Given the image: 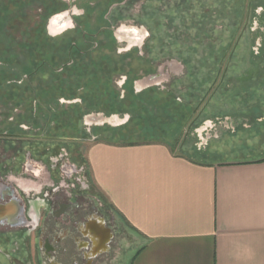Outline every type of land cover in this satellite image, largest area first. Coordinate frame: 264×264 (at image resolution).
<instances>
[{
    "label": "rangeland",
    "instance_id": "1",
    "mask_svg": "<svg viewBox=\"0 0 264 264\" xmlns=\"http://www.w3.org/2000/svg\"><path fill=\"white\" fill-rule=\"evenodd\" d=\"M13 1L0 0V10L6 6L11 11L9 19L1 14L0 22L5 19L6 25L4 35L0 36V52L3 49L16 52L18 62L22 61L26 68L22 72L23 67L15 64L13 69L22 74L19 79L16 77L8 81L0 90V98L5 100L0 101V119L17 117L23 123L18 126L21 131L54 136L35 144L32 150L35 157L31 160L33 166L63 164L69 159L88 171V145L99 139H118L119 134H129L130 129L142 136L154 135L176 143L178 153L189 154L192 143L203 142L199 139L200 135L213 133L207 119L212 116V107L208 110L207 101L200 100L221 65L228 66L230 86L227 89L222 87L210 101L211 105L221 104L222 101H264V0H253L250 11L248 0H92L94 4L87 6L84 16L80 8L81 0H64L70 5L76 4L70 10L60 12L69 14L72 25L52 33L49 27L51 19L59 13L49 17L46 30L55 44L50 46L46 42L49 51L45 56L38 54L35 64L49 58L56 50L65 55L66 60L55 70L45 67L32 76L27 74V66L32 61L29 62L26 49L17 47L34 21L40 20V15L45 12L46 0H21V9ZM113 7L111 23H105L106 12ZM19 13L22 19L16 21L15 27L14 19ZM248 16L250 21L245 22ZM76 20H80L82 29L91 33L104 25H112L116 30L122 23L143 24L154 37L139 54L126 52V43L114 37L110 30L88 36L91 43L83 46L82 33L75 28ZM243 30L244 34L238 42ZM92 41L98 43L95 48H92ZM75 42L83 49L91 48L94 53L82 54L81 57L75 54L74 59H68L67 52L62 53L63 49ZM56 44L62 48L56 47ZM170 57H176L185 64V74L167 86L173 87L172 94L157 88L133 89L131 78H144V69H152ZM126 75L130 80L123 84ZM59 89H63V94L76 90V95L70 99L57 96L61 92L58 93ZM33 94L38 100L34 96L31 98ZM215 110L220 109L216 107ZM98 113L108 117L117 115L123 122L116 125L87 124L86 117ZM214 125L216 129H222L219 120L215 119ZM30 147V142L23 143L24 163ZM234 156L238 155H229L228 158ZM27 173L22 171L15 181L19 183V179L27 178L33 183H40L39 179L45 177L40 176L37 181L33 174ZM51 173L53 178L61 177L58 170L51 169ZM116 221L128 235L121 239V247L126 250L124 253L117 251V264H130L139 240L118 216ZM3 262L1 264H7L5 260Z\"/></svg>",
    "mask_w": 264,
    "mask_h": 264
},
{
    "label": "crops",
    "instance_id": "2",
    "mask_svg": "<svg viewBox=\"0 0 264 264\" xmlns=\"http://www.w3.org/2000/svg\"><path fill=\"white\" fill-rule=\"evenodd\" d=\"M210 107L222 129L190 145L197 157L160 141L88 145L92 185L139 240L130 264H264V101Z\"/></svg>",
    "mask_w": 264,
    "mask_h": 264
},
{
    "label": "flooded vegetation",
    "instance_id": "3",
    "mask_svg": "<svg viewBox=\"0 0 264 264\" xmlns=\"http://www.w3.org/2000/svg\"><path fill=\"white\" fill-rule=\"evenodd\" d=\"M81 3L84 16L88 4L94 3L92 0H81ZM70 4L64 11L76 5ZM252 4L253 0H248L249 11ZM113 9L114 7L107 10L105 23H111L110 14ZM249 16L245 22L250 21ZM71 25L69 14L59 12L51 19L49 27L52 33H56ZM75 28L82 29L80 20L75 21ZM112 29V25H104L94 33L82 29L85 32H81L82 40L91 43V39L86 37L87 32L89 36H96L100 31L110 30L114 37L126 43V52L135 51L139 54L154 37L143 24L137 26L122 23L116 30ZM244 31L239 35L238 42ZM92 43V48L98 45L97 41ZM231 58L232 55L229 56ZM144 70V78H131L133 89L138 91L157 88L172 94L173 87L167 86L185 74V64L176 57H170L156 67ZM228 72V66L219 67L200 102L207 101L208 105L222 87L227 89L230 86ZM129 80L126 75L123 84ZM16 118L0 119V264L4 263L3 260L7 264H117V251L124 253L126 250L121 247V239L128 235L117 224L108 202L92 185L89 172L85 171L84 166L71 163L69 159L63 164L33 166L31 160L35 157L32 152L35 144L54 136L21 131L18 126L23 123ZM86 121L87 124L108 121L114 125L123 122L117 115L105 119L104 116L94 114L88 115ZM211 125L213 133L210 135L213 136L217 129L214 123ZM25 142H30L32 147L27 152V161L24 163L22 153ZM51 169L58 170L61 177L53 178ZM22 171L33 174L37 181L40 176L45 177L39 179L40 183H33L27 178H21L17 183L15 177ZM33 202L42 205L39 215L35 211L31 213Z\"/></svg>",
    "mask_w": 264,
    "mask_h": 264
},
{
    "label": "trees",
    "instance_id": "4",
    "mask_svg": "<svg viewBox=\"0 0 264 264\" xmlns=\"http://www.w3.org/2000/svg\"><path fill=\"white\" fill-rule=\"evenodd\" d=\"M21 0H15L13 1V3L16 2V5L18 6V8L20 7V9L22 8V6L19 4ZM19 4V5H18ZM45 12L42 13L40 15V20H35L34 22V25L32 28L28 29V32L27 34H25V36H23L22 40L17 42L19 43L17 46L18 49L20 47H23L26 49L25 52H27L30 60L29 62L31 63L32 61V64L28 65L27 68H28V73L29 75L32 76V74L34 73H38L41 69L43 70L45 67H48V68H52L53 70L57 69V65H60V63H64V61L66 60V57L65 55H60L59 52L56 51H52L51 52V55L49 58H45V59H42V61L39 63V64H35V62L38 60V54H40V56H45L47 55V52L49 51V47H47L46 45L48 44H45L46 42L51 44L50 46H53L55 43L53 42V38L48 36L47 34V30H46V22L47 20L49 19V17L53 14H56V13H59L61 11H64L65 9H67L69 7V4L67 2H65L64 0H46L45 1ZM89 6V4H88ZM3 9H4V12H3ZM3 15V16H7V19H9V16L11 15V11H8V7L4 6L2 7V9L0 10V15ZM0 16L3 17V16ZM18 16H16L14 19V26H16V21H20V19H22V17H19L21 16V13L17 14ZM3 20V19H2ZM5 20V19H4ZM3 22L1 21L0 22V36L2 37L4 34H3V30H4V27L6 25V21ZM31 20H34V19H31ZM30 30V31H29ZM83 34L85 33L82 29H79ZM18 32V31H17ZM34 35V37H32ZM16 36V35H14ZM42 36V38H41ZM88 32H87V38H88ZM16 38V37H15ZM9 38H7V41H8ZM2 40V39H1ZM41 41V42H40ZM83 43L82 45L83 46H86L90 43H85V41L81 42ZM61 47V45H57L56 44V47ZM55 48V47H54ZM66 48V47H65ZM75 49V50H74ZM74 52H73V51ZM31 51V52H30ZM65 51V52H64ZM96 51V50H95ZM57 52V53H56ZM67 52V55H68V59L69 58H72L73 55L75 54H78L79 56H83V55H91L93 52V50L91 48H87V49H83V47L80 46L79 43H76V44H70V45H67V49H63V54ZM16 52H8L6 49H3L2 52H0V90H3L4 89V85L7 84L8 81H11V80H14L16 79H19V76L22 74V72H25V64L22 63V61L18 62V59H17V55L15 54ZM83 54V55H82ZM6 55V56H4ZM25 54V56H27ZM80 56V57H81ZM74 59V57H73ZM8 60V61H7ZM80 60V58L78 59ZM20 65L19 67L22 68L23 67V71L22 72H17L13 69V67H15L14 65ZM66 66V65H65ZM75 67V66H74ZM33 69V71H32ZM28 75V76H29ZM34 90V89H33ZM63 89H59L58 90V93L60 92L59 95L57 96H66L64 98L66 99H70V97L76 95V90H70L69 91V94L67 93H62ZM34 96V99H37L38 100V97L36 96V94H33L31 96V98ZM56 96V97H57ZM74 98V97H73ZM2 99V98H0ZM84 100V99H83ZM31 101V100H30ZM119 130V129H117ZM129 134L126 133V135H118V139H113V141H117L119 143H124V144H131V143H137V142H144V141H160V142H168V141H165V140H162L161 138H158V137H155L154 135H147L144 134V136H142L141 134L139 135V133H135L133 131H131V129L129 130ZM59 137V136H58ZM170 145H172L173 147H176V143H170L168 142ZM196 150V148H195ZM191 153V148H190V153L188 154L189 156H195L197 157V153L195 152L194 154Z\"/></svg>",
    "mask_w": 264,
    "mask_h": 264
},
{
    "label": "water",
    "instance_id": "5",
    "mask_svg": "<svg viewBox=\"0 0 264 264\" xmlns=\"http://www.w3.org/2000/svg\"><path fill=\"white\" fill-rule=\"evenodd\" d=\"M67 11H68V10H67ZM94 115L104 116L105 119H108V118H111V117H114V116H115V115H112V116L108 117V116H105L103 113H98V114H94ZM86 118H87V117H86ZM104 123H110V122H108V121H104V122H102V124H104ZM110 124H112V123H110Z\"/></svg>",
    "mask_w": 264,
    "mask_h": 264
}]
</instances>
